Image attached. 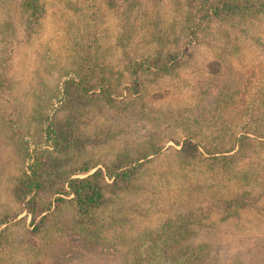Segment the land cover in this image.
<instances>
[{"label": "rangeland", "instance_id": "1", "mask_svg": "<svg viewBox=\"0 0 264 264\" xmlns=\"http://www.w3.org/2000/svg\"><path fill=\"white\" fill-rule=\"evenodd\" d=\"M42 1L47 14L32 42L21 47L14 62L10 99L16 102L25 124L22 143L4 124L3 111L10 114L11 109L0 102V219H13L4 239L11 251L5 256L0 251V264H123L134 243L158 239L168 219L178 214L199 209L204 212L202 208L213 199H232L247 192L264 195V138L251 142L258 145L261 158L252 161L256 180L251 185L235 180L230 172L204 159L184 164L177 153L187 137L219 148L233 145L244 134L254 138L248 133L247 105L264 96V55L241 44L221 55L222 71L214 77L212 70L197 65L180 68L176 77L158 80L156 87L162 86L166 93V100L159 103L152 96L142 105H108L97 98L89 103L91 111L74 144L60 150L50 144L44 146L48 157L46 189L37 198L38 206L50 208L59 220L52 236L40 248H32L35 239L24 236L33 229L32 215L15 195L16 184L24 166V144L30 136L41 142L40 114L51 107L56 81L65 72L75 71L92 52L90 57L101 60L98 72H109L118 83L129 84L128 59L120 43L126 28L105 0ZM144 2L136 26L144 52L155 59L174 47L187 22L188 1ZM10 3L14 4L13 11L18 7L20 12L18 0H0V24L8 16ZM195 75L210 77L201 101L195 90L196 84L200 85L197 78L193 79ZM73 112L65 110L58 121L65 123ZM259 128L264 131V125ZM156 148L163 152L157 158L150 156ZM135 159L146 162L139 178L130 191L113 198L105 214L129 221L126 240H85L74 229L69 198L61 194L69 170L88 165L94 171H106ZM61 163L64 168L57 167ZM58 197L67 199L62 206L56 201ZM262 199L260 206L241 212L235 220L224 221V214L218 211L210 214L191 236L195 244L206 245L199 264H264V196ZM23 239L29 244H22Z\"/></svg>", "mask_w": 264, "mask_h": 264}, {"label": "trees", "instance_id": "2", "mask_svg": "<svg viewBox=\"0 0 264 264\" xmlns=\"http://www.w3.org/2000/svg\"><path fill=\"white\" fill-rule=\"evenodd\" d=\"M187 1V22L174 42V47L165 56L151 59L144 52L136 26L146 2L123 0L121 3L105 0L106 5L118 14L126 28L120 43L128 59L126 70L129 84L118 83L109 72H98L101 60L90 57L92 52L79 62L75 71L65 72L56 81L57 91L52 96V101L50 100L51 107L40 114L41 128L38 131L41 133V142L34 141L33 136H30L32 138L29 137L24 144V166L16 184L15 195L25 204L27 213L32 215L33 229L24 235L35 239L32 248H40L52 236L59 220L55 217L56 213L50 212V208L38 206L37 198L46 189L44 174L48 167V157L44 146L54 145L55 149L60 150L74 144L82 133L81 125L85 123L87 113L91 111L90 102L99 98L108 105H124L127 102L142 105L145 98L152 96L159 99L156 102L159 103L166 100V93L162 91V86L156 87V82L161 79L165 81L174 75L176 77L182 67L202 66L206 70H212L214 77L222 71L221 55L238 45L244 44L259 55H264V0ZM18 2L20 12L18 7L13 11L14 4L10 3L8 16L0 24V102L11 109L10 114L3 111L4 124L9 125L10 134L20 138L22 143L25 139V124L16 102L10 99L16 72L14 62L21 47L29 45L39 31L47 9L42 0ZM195 78L200 82L199 86V83L196 84L195 90L201 101L208 89L205 85L210 77L202 79V75H195L193 79ZM74 101L77 103H73ZM65 110L74 112L65 123H60L58 118ZM247 112V126L250 125L248 133L254 135V138L244 134L236 138L233 145L219 148L187 137L177 151L179 158L184 164L204 159L213 166L230 172L235 180L251 185L256 180L252 161L254 158L261 161L258 145L251 142L253 139L259 141L264 138L263 128H259L264 125V96L250 102ZM43 139L45 140L42 141ZM161 155L162 150L156 148L150 156L157 158ZM145 163L141 159H135L106 171L102 168L94 171L95 168L88 165L69 170L61 194L69 198L74 229L81 237L95 243H121L126 240L129 221L117 220L115 216L105 214L114 197L133 188ZM57 167L64 168V165L61 163ZM263 196V193L257 197L252 192H247L232 199H213L202 208L204 212L200 213L199 209L178 214L168 219V223L161 228L158 239H143L134 243L123 264H199L204 257L206 245L195 244L191 236L209 219L210 214L218 211L224 214V221L235 220L241 212H246L257 204L260 206ZM66 200L64 197L56 199L60 206ZM12 221L10 216L0 219V228L5 226L0 230V251L4 256L11 251L4 245V239L9 235L8 226ZM21 243L29 244L24 239Z\"/></svg>", "mask_w": 264, "mask_h": 264}]
</instances>
